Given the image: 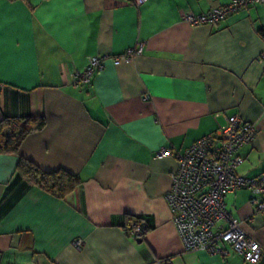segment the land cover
Listing matches in <instances>:
<instances>
[{
  "label": "crops",
  "instance_id": "0c3cea01",
  "mask_svg": "<svg viewBox=\"0 0 264 264\" xmlns=\"http://www.w3.org/2000/svg\"><path fill=\"white\" fill-rule=\"evenodd\" d=\"M133 1L0 0V120L45 122L0 154V264H247L227 245L223 256L183 250L164 200L177 160L156 153L182 152L223 125L225 111L254 128L236 172L264 171V1L200 25L181 12L228 0ZM138 44L132 61L106 60L89 84L72 85L86 56ZM20 157L80 183L56 198L15 177ZM249 196L238 189L223 200L264 264V212ZM127 215L148 226L139 242Z\"/></svg>",
  "mask_w": 264,
  "mask_h": 264
},
{
  "label": "built area",
  "instance_id": "2783aa9c",
  "mask_svg": "<svg viewBox=\"0 0 264 264\" xmlns=\"http://www.w3.org/2000/svg\"><path fill=\"white\" fill-rule=\"evenodd\" d=\"M145 1L134 0L133 3L139 6ZM263 1L228 0L201 14L182 11L181 17L190 25L216 24L230 12ZM262 36L264 41V33ZM141 51L138 44L117 54L88 55L82 69L73 73L72 85L89 84L106 60L114 65L128 63ZM148 97L144 95L143 99ZM221 114L225 119L223 125L198 138L182 152L167 147L157 151L158 158L174 155L177 160L164 200L184 251H207L223 256L226 253L223 245H227L247 264H256L261 256V245L232 218L223 200L228 192L247 189L250 193L248 203L256 211L264 212V171L253 177L236 172L243 162L237 152L252 141L254 128L252 123L237 115H226L225 111ZM125 231L132 238L139 239L146 232V225L143 221L133 223ZM72 245L80 250L83 243L74 240Z\"/></svg>",
  "mask_w": 264,
  "mask_h": 264
},
{
  "label": "trees",
  "instance_id": "16d2710c",
  "mask_svg": "<svg viewBox=\"0 0 264 264\" xmlns=\"http://www.w3.org/2000/svg\"><path fill=\"white\" fill-rule=\"evenodd\" d=\"M44 124V118L41 116L3 117L0 120V154L17 152L21 140L31 132L40 130ZM14 175L15 177H22L28 183L60 199H63L80 183L75 174L63 169L43 171L36 164L23 157L19 158ZM124 219H126L123 224L125 230L131 224L142 221L139 217L130 215L125 216ZM147 229L148 226L146 225Z\"/></svg>",
  "mask_w": 264,
  "mask_h": 264
},
{
  "label": "water",
  "instance_id": "95a60500",
  "mask_svg": "<svg viewBox=\"0 0 264 264\" xmlns=\"http://www.w3.org/2000/svg\"><path fill=\"white\" fill-rule=\"evenodd\" d=\"M137 241L139 242V241H140V239H137Z\"/></svg>",
  "mask_w": 264,
  "mask_h": 264
}]
</instances>
